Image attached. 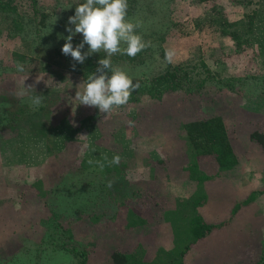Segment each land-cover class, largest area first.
Returning <instances> with one entry per match:
<instances>
[{"label": "trees", "instance_id": "1", "mask_svg": "<svg viewBox=\"0 0 264 264\" xmlns=\"http://www.w3.org/2000/svg\"><path fill=\"white\" fill-rule=\"evenodd\" d=\"M213 1L215 3V0H198L211 7L203 22L194 19L195 28L199 29L201 25L213 28L218 37L229 39L239 54L258 48L260 52L253 57L258 60L260 73L257 76H223L210 69L201 52H197L196 58L171 62L163 48L171 26L168 0H128L127 19L139 23L137 34L149 46L135 57L117 53L110 58L114 68H120L133 83L139 84L128 103L113 110L139 104L143 99L161 101L165 95L178 91L198 95L208 86L217 92L236 96L244 94L248 101L256 96L264 98V0H234L243 13L240 20L231 22L224 17L223 7ZM83 2L85 0H54L52 4L45 0H0V42L13 44L15 63L11 68L0 59V77L10 75L17 81L27 76L49 74L50 80L52 76L62 78L65 72H69L86 82L106 53H94L79 64L62 54L64 43L54 35L57 19L63 14L74 16L75 6ZM82 40V35L73 39V46ZM83 51H88L87 45ZM18 64L23 66V72L18 71ZM36 94L43 96V102L33 108L30 97ZM10 95L0 91V160L3 169L30 170L38 164L35 155L42 151L57 161L71 143L83 145L81 158L72 171L63 174L51 171L48 179L37 178L28 187V199L32 200L30 211L34 216L40 214L41 232L38 243L33 239L23 240L15 254L22 249L21 254L37 249L44 264L94 263L98 247L92 241L84 243L82 233L103 225L106 230L103 235L112 233L117 244L103 257L108 264H184L194 246L235 224L238 215L264 194L263 168V189L249 188L246 196L234 202L224 221L207 220L203 210L211 200L209 184L221 175L235 176L242 162L223 116L186 121L176 133L167 137L149 134L146 141L149 161L139 165L136 163V139L139 138L136 133L132 137L119 136L114 139L115 143L109 140L112 145L106 146L100 143L102 140L107 143V137L98 112L81 118L79 126L74 129L68 117L57 119L55 108L60 103L56 101L59 99L56 88L33 89L25 103ZM112 113L106 115L111 117ZM252 139L264 151V132L254 133ZM168 142L175 146L173 152L177 166L173 169L185 176L192 186L191 191H181L176 185L178 180L171 177L175 172L165 166L161 148ZM116 156L120 158L118 164L112 162ZM151 162L152 166L147 165ZM205 164H209L215 173H209ZM141 168L148 172L147 177L134 181L133 177ZM151 181L166 182L171 197L167 198L156 219L159 231L169 239L168 246L164 244L167 241L162 240L163 244L150 258L144 245L132 243L131 235L149 226V220L136 212L132 203L146 194L144 190L152 186ZM109 182L111 187H108ZM10 202L0 198V206ZM258 244L259 252L253 264H264V237ZM55 257L60 260L57 262Z\"/></svg>", "mask_w": 264, "mask_h": 264}, {"label": "rangeland", "instance_id": "2", "mask_svg": "<svg viewBox=\"0 0 264 264\" xmlns=\"http://www.w3.org/2000/svg\"><path fill=\"white\" fill-rule=\"evenodd\" d=\"M45 1L49 4L54 2V0ZM233 1L215 0L217 5L223 7L222 13L230 22L240 20L243 13V10ZM168 7V19L171 26L163 48L165 52L172 53L169 58L171 62L181 63L196 58L197 52H201V57L210 69L223 76H257L260 73L261 67L258 65V60L253 57L260 52L258 48L254 47L239 54L230 40L218 37L213 28L204 25H201L199 29L195 28L194 19L197 18L203 22L209 15L210 5L201 4L198 0H168ZM69 17L63 14L57 19L54 35L63 43H65L64 37L69 35L65 30L70 26L68 25ZM80 35H75L73 39ZM12 49L13 44L0 42V59L4 65L11 68L15 66ZM129 73L134 75L133 71ZM38 77L40 80L37 83ZM49 77V74H41L23 77L17 81L10 75L0 77V91L9 92L10 96L25 103L27 95L23 97L18 95L23 81L26 87L33 85L34 89L56 88L59 91V99L56 101L60 103L55 108L57 119L68 117L74 129L79 126L81 118L98 112L102 117L101 126L107 137V143L103 140L100 143L106 146L112 145L111 142L108 143L109 140L115 143L114 139L119 136L132 137L136 133L139 136L136 139V163L139 165L149 161L147 158L149 149L146 145L149 134H161L167 137L166 135L176 133L186 121L223 116L232 144L242 162L235 176L221 175L213 184H209L211 200L203 210L208 221H224L229 217L234 202L246 196L253 189L252 187L256 190L263 189L261 171L264 168V151L252 139L254 133L264 132L263 97L256 96L248 101L244 94L236 96L217 92L208 86L198 95H187L178 91L165 95L161 101L143 99L139 104H133L124 109H114L111 111L113 115L109 117L110 115L101 113L98 108L79 105V101L75 100L76 92H83V87H78L81 82L84 83L81 77L69 72H65L62 78L52 76L49 80ZM82 146L80 143H71L57 161L50 159L51 156L42 151L35 155L38 164L33 165L34 167L30 170L3 169L0 160V198L4 201L11 200L9 204L0 206V260H3V264H44V258L37 249H30L28 253H23L24 255L21 254L22 249L15 254L23 240L33 239L34 243H38L41 232L40 214L34 216L30 211L32 200L28 199L30 197L28 187L37 178L48 179L51 171L55 174L72 171L81 158ZM174 147L172 142H168L161 148L165 166L175 172L171 177L178 180L176 185L181 191H191L192 186L185 176L179 175L180 172L173 169L177 166V161L174 159ZM149 164L153 165L152 162L147 165ZM204 167L209 173H215L209 164H205ZM141 172L144 174L141 175ZM158 172L161 171L158 170ZM146 173L148 172H145V168H141L140 172H136L133 180L146 178ZM151 184V187L144 190L146 194L142 198H136L132 203L133 209L149 220V226L131 235L132 243L144 245L148 249L147 256L150 258L163 244L162 240H166L164 244L168 246L169 239L161 230L159 231L156 219L167 198L169 200L171 197L166 182L151 181ZM32 211L34 213L35 209ZM71 220L75 221L74 218ZM235 221V224L224 227L212 236L201 240L186 256L184 264H253L259 252L258 243L264 237V194L260 195L248 209L243 210ZM73 227L75 229L77 225ZM103 230V225H98L95 230L82 233L84 243L92 241L98 247L93 260L95 262L90 264H108L103 257H106L108 251L117 245L112 233L103 235L106 232ZM78 235H81L80 231ZM27 246L32 248V245L27 244ZM1 255H4V258H1ZM13 256H17L16 260L15 257L12 259ZM55 259L57 262L60 260L56 257ZM51 261L55 263L53 258Z\"/></svg>", "mask_w": 264, "mask_h": 264}, {"label": "clouds", "instance_id": "3", "mask_svg": "<svg viewBox=\"0 0 264 264\" xmlns=\"http://www.w3.org/2000/svg\"><path fill=\"white\" fill-rule=\"evenodd\" d=\"M128 0H85L75 6L74 16L69 17L64 37L65 43L61 49L62 54L70 56L75 62L83 64L94 53L103 51L106 57L98 61L96 71L91 73L87 81L78 87H83V92L77 91L75 100L79 105L98 108L101 113H110L114 107L126 105L132 94L139 88V84L126 72L112 66L111 57L114 54H124L135 57L149 46L142 36L137 34L139 23H133L127 19ZM74 29V30H73ZM81 34V43L73 46V37ZM85 45L88 51L84 52ZM170 58L172 53L166 52ZM75 67V65H73ZM18 71L23 72L22 65H17ZM110 70V74H109ZM37 78V83L39 82ZM34 86H25L22 82L18 95H28ZM33 108L39 107L43 102L42 95L30 97ZM119 156L113 158V163H119ZM112 184L109 182L108 187Z\"/></svg>", "mask_w": 264, "mask_h": 264}]
</instances>
